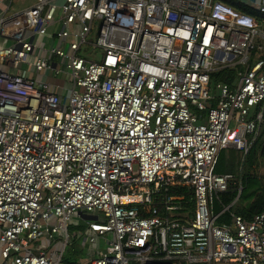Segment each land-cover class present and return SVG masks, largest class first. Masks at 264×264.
<instances>
[{
	"label": "built area",
	"instance_id": "obj_1",
	"mask_svg": "<svg viewBox=\"0 0 264 264\" xmlns=\"http://www.w3.org/2000/svg\"><path fill=\"white\" fill-rule=\"evenodd\" d=\"M263 125L264 0H0V264L81 222L75 264H264V213L215 215Z\"/></svg>",
	"mask_w": 264,
	"mask_h": 264
},
{
	"label": "trees",
	"instance_id": "obj_2",
	"mask_svg": "<svg viewBox=\"0 0 264 264\" xmlns=\"http://www.w3.org/2000/svg\"><path fill=\"white\" fill-rule=\"evenodd\" d=\"M238 9L245 13L251 10L245 6L235 5ZM234 77L231 73L224 71L214 75V82L232 83ZM264 159V125L249 154L244 157V153L235 149H226L222 151L216 167V173L221 175H233L236 180L230 185L227 192L219 195L215 205V215H219L218 223H230L231 214L244 217L246 220H252L257 214L264 213V176L258 173ZM169 195L183 197L187 203L186 208L194 210L195 205L189 200L192 192L186 188H172ZM238 199V200H237ZM237 200V202H236ZM236 202L235 204H233ZM229 210H225L230 207ZM160 209V206H157ZM74 248V246H73ZM68 252L65 258L66 264H74L81 257L79 254L76 260L73 255ZM78 253V252H77Z\"/></svg>",
	"mask_w": 264,
	"mask_h": 264
},
{
	"label": "rangeland",
	"instance_id": "obj_3",
	"mask_svg": "<svg viewBox=\"0 0 264 264\" xmlns=\"http://www.w3.org/2000/svg\"><path fill=\"white\" fill-rule=\"evenodd\" d=\"M27 1V5L29 4H33V0H26ZM15 8H17V9H19V8H21V7H19V6H17V7H15ZM97 56H99V54H96ZM60 82V81H59ZM217 82H219V81H216V82H214V84L215 83H217ZM68 87H71V85L70 84H68L67 85ZM261 161H263V160H261ZM258 173L261 175V176H264V168H263V163H262V166H261V168L258 170ZM85 233V235L86 236H88L89 235V233H88V228H87V225L85 224V222H81V226H70V228H69V233H70V235L71 236H74V237H77L76 238V244L74 245V248H71L69 251L71 252L70 254H72L73 255V260H76V257H77V255L79 254L83 259H87V260H89V259H91L92 257H88L89 256V254H88V252H87V249H86V247H84L85 245H84V243L81 245V243H79V237H78V234L79 233ZM107 238H109V240H114V237L112 236V235H108L107 236ZM106 245V241L105 240H100V242H99V249H102L104 246ZM96 247H98V245L96 246ZM68 251V252H69ZM78 252V253H77ZM78 260V259H77ZM77 260H76V262H77ZM75 262V263H76ZM74 263V264H75ZM131 264H136V263H131ZM220 264H222V263H220Z\"/></svg>",
	"mask_w": 264,
	"mask_h": 264
},
{
	"label": "crops",
	"instance_id": "obj_4",
	"mask_svg": "<svg viewBox=\"0 0 264 264\" xmlns=\"http://www.w3.org/2000/svg\"><path fill=\"white\" fill-rule=\"evenodd\" d=\"M244 157H246V156L244 155Z\"/></svg>",
	"mask_w": 264,
	"mask_h": 264
},
{
	"label": "water",
	"instance_id": "obj_5",
	"mask_svg": "<svg viewBox=\"0 0 264 264\" xmlns=\"http://www.w3.org/2000/svg\"><path fill=\"white\" fill-rule=\"evenodd\" d=\"M238 200V199H237Z\"/></svg>",
	"mask_w": 264,
	"mask_h": 264
}]
</instances>
